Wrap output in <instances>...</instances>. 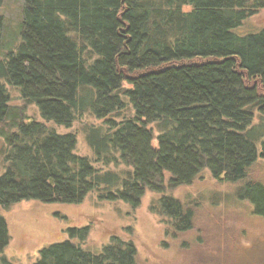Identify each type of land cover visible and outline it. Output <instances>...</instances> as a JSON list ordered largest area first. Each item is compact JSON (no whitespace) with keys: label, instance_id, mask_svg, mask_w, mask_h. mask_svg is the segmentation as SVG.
Returning <instances> with one entry per match:
<instances>
[{"label":"trees","instance_id":"16d2710c","mask_svg":"<svg viewBox=\"0 0 264 264\" xmlns=\"http://www.w3.org/2000/svg\"><path fill=\"white\" fill-rule=\"evenodd\" d=\"M261 8L264 0H24L15 35L3 33L0 15V205L79 203L97 191L136 208L147 189L190 184L206 168L221 181L245 180L264 160V28L247 35L233 29ZM7 84L20 88L23 105L11 104ZM85 92L102 120L89 144L108 162L132 167L124 178L78 154L76 134L27 114L35 102L46 120L71 126L87 109ZM125 97L135 113L118 120ZM243 190L264 216V185L253 179ZM158 204L167 235L194 227L191 206L171 194ZM88 230L69 228L81 241ZM9 240L0 216L1 252ZM39 254L34 264H135L138 251L113 235L98 254L71 240Z\"/></svg>","mask_w":264,"mask_h":264},{"label":"rangeland","instance_id":"374dc122","mask_svg":"<svg viewBox=\"0 0 264 264\" xmlns=\"http://www.w3.org/2000/svg\"><path fill=\"white\" fill-rule=\"evenodd\" d=\"M23 2L0 0L5 35H15ZM263 28L264 8H261L233 31L247 35L258 33ZM7 87L11 104L23 105L25 100L20 88L11 84ZM82 98L81 106L89 100L87 92L82 94ZM125 101L126 108L118 120L135 113L128 97ZM26 107L30 118L44 122L49 129L76 134V152L88 157L97 169L118 172L121 178L133 169L113 158L108 162L89 144V133L95 126L101 125L102 120L96 118L88 104L83 114H77L71 126L46 120L35 102L27 103ZM258 119L259 111L255 110V120ZM149 127L158 135L155 123ZM101 129L106 130L105 125L102 124ZM257 145L260 150L261 142ZM5 148V141L0 135V175L6 170ZM165 176L167 182L170 174L165 172ZM253 179L264 185L262 158L253 164L245 180L221 181L206 168L190 184L174 188L166 186L163 192L147 189L136 208L123 200L100 199L97 191L88 193L79 203L23 199L7 207L0 205V216L5 218L10 237L9 244L3 252L0 251V259L5 255L12 264H34L40 256V249L65 240L98 254L116 235L135 243L138 251L135 264H264V216L257 215L253 203L241 197L246 182ZM167 194L191 206L194 212V227L191 230L177 236L166 234V223L158 201ZM86 226L89 227L86 240L70 236L69 228Z\"/></svg>","mask_w":264,"mask_h":264}]
</instances>
